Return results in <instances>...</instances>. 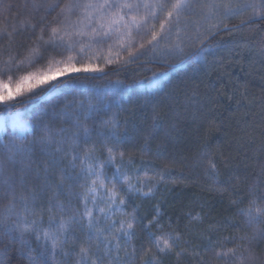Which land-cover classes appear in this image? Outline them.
<instances>
[{
  "label": "snow or ice",
  "instance_id": "obj_1",
  "mask_svg": "<svg viewBox=\"0 0 264 264\" xmlns=\"http://www.w3.org/2000/svg\"><path fill=\"white\" fill-rule=\"evenodd\" d=\"M236 17L240 23L230 27ZM244 27L259 44L238 47L264 62V0H0V112L9 110L0 115V264H164L165 257L175 264H264V161L254 180L241 181L231 154L205 144L189 158L218 191L237 197L234 222L192 208L189 223L173 227L171 218L162 223L159 203L143 215L139 204L129 211L131 196L154 197L171 171L149 161L134 167L123 150L129 121L120 113L133 102L134 85L117 79L88 86L98 79L92 74L111 68L119 75L150 53L160 70L148 78L147 92L136 94L148 106L152 90L163 91L167 66L188 63L189 45L198 62L216 32ZM44 61L47 72L27 71ZM38 88L52 90L57 102L39 112L16 107ZM227 99L245 109L244 135L251 140L259 129L256 151L264 154V95L250 97L245 86ZM219 130L210 121L205 140ZM150 154L146 138L140 155ZM225 224L237 231L222 236Z\"/></svg>",
  "mask_w": 264,
  "mask_h": 264
},
{
  "label": "trees",
  "instance_id": "obj_2",
  "mask_svg": "<svg viewBox=\"0 0 264 264\" xmlns=\"http://www.w3.org/2000/svg\"><path fill=\"white\" fill-rule=\"evenodd\" d=\"M11 2L16 3L17 0ZM240 19L241 17L232 19L229 26L238 25ZM149 38L150 36H146L144 39L146 41ZM259 39L248 27L232 33L221 30L209 38L207 43L212 47L198 58V62L192 45H189L188 63L178 68H172L171 64L167 66L168 77L163 91L152 90L155 99L148 106H144L143 95L136 94L147 92L148 89H143L141 84H147L152 72L160 70L158 64L149 62L150 53L141 57L137 63L126 66L119 75L111 68L107 70L108 75L92 74L98 79L91 80L88 86L117 79L124 84L134 85L136 94L133 95V102L125 101V110L120 113L122 121L125 118L129 121L130 139L123 145V150L133 155L134 167H139L142 161H149L156 171L164 167L171 171V176L156 184L154 197L142 200L136 195L131 196L129 211L132 204H139L143 215L159 203L164 213L162 223L167 226L171 218L173 227L188 224L185 217L192 208L197 212L203 209L206 216L222 223L237 220L234 215L235 206L231 204L237 197L231 191H218L212 180L201 168L194 166L193 160L189 158H194L197 152L203 151L206 144L207 149L213 153L222 151L235 157L232 168L241 181L254 180L259 173L261 161H264V154L256 151L260 144L259 129L252 131L251 140L244 135L240 129L244 127L242 113L245 109L237 111L235 102L230 103L227 99L232 95L233 89L243 91L245 86L250 97L259 98L264 95V62L254 53L250 54L238 47V44L244 42L258 46ZM82 62L87 63V58ZM49 67V63L44 61L27 71L38 73ZM51 67L55 68V65ZM79 75L84 78L87 74ZM36 92L38 94L27 93L31 99L16 107L22 111L39 112L57 102L52 90L41 91L38 88ZM8 114L7 109L0 112V115ZM210 121H215L220 130L212 132L206 141L205 132ZM256 122H259L258 118ZM146 138L151 154L141 156L140 149ZM171 161H175V164L170 163ZM224 171L226 170L222 167V173ZM149 178L154 184L159 180L151 170ZM239 187L243 189L245 184L240 183ZM144 190L147 191V187ZM236 231L225 224L221 235L229 236ZM261 247H264V242H261ZM164 264H175L174 257H165Z\"/></svg>",
  "mask_w": 264,
  "mask_h": 264
},
{
  "label": "rangeland",
  "instance_id": "obj_3",
  "mask_svg": "<svg viewBox=\"0 0 264 264\" xmlns=\"http://www.w3.org/2000/svg\"><path fill=\"white\" fill-rule=\"evenodd\" d=\"M78 66H79V65H78ZM52 69L54 70V67H53ZM48 70H49V68H48V69H46V70H44V71L38 72V73L47 72ZM55 76H56V80H58V79L62 78V76H61V74H60V73H55ZM167 77H168V74H167V76H166L165 80L167 79ZM53 82H55V81H52V82H49V83H53ZM141 87H142V86H141ZM143 89H147V84H145V85L143 86ZM153 90H155V89H153ZM48 95H49V94H48Z\"/></svg>",
  "mask_w": 264,
  "mask_h": 264
}]
</instances>
